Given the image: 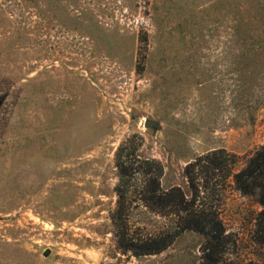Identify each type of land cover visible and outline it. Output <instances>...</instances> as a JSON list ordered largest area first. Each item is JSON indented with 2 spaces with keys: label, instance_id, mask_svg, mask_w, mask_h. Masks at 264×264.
<instances>
[{
  "label": "rangeland",
  "instance_id": "obj_1",
  "mask_svg": "<svg viewBox=\"0 0 264 264\" xmlns=\"http://www.w3.org/2000/svg\"><path fill=\"white\" fill-rule=\"evenodd\" d=\"M0 100V264H199L193 230L123 252L116 152L128 143L187 189L195 157L225 148L238 168L264 143V0H0ZM129 201L134 237L173 229ZM215 205L219 264H264L262 206L231 179Z\"/></svg>",
  "mask_w": 264,
  "mask_h": 264
},
{
  "label": "trees",
  "instance_id": "obj_2",
  "mask_svg": "<svg viewBox=\"0 0 264 264\" xmlns=\"http://www.w3.org/2000/svg\"><path fill=\"white\" fill-rule=\"evenodd\" d=\"M131 147L128 143L121 144L116 152L119 181L115 190L119 198L111 215L123 252L138 257L158 254L170 247L181 233L193 230L205 237L199 264H219L229 239L215 201L219 200L229 179L244 195L254 197L262 206L255 216V239L264 244V143L238 168L241 157L225 148L195 157L185 168L187 189L180 184L164 187L163 163L156 158H138V155L136 162H131L129 156L135 155ZM137 179L140 183L135 186ZM133 191L138 205L174 217L173 229L134 237L128 222L133 207L129 194Z\"/></svg>",
  "mask_w": 264,
  "mask_h": 264
},
{
  "label": "water",
  "instance_id": "obj_3",
  "mask_svg": "<svg viewBox=\"0 0 264 264\" xmlns=\"http://www.w3.org/2000/svg\"><path fill=\"white\" fill-rule=\"evenodd\" d=\"M1 104H2V101L0 100V106H1ZM157 124H158L157 121H155V120H153V119H147V120H146V126H148V127H153V126H156ZM49 253H50V250L48 249V250H46V251L44 252V255H45V256H48Z\"/></svg>",
  "mask_w": 264,
  "mask_h": 264
}]
</instances>
